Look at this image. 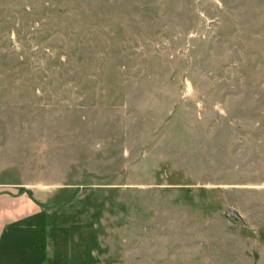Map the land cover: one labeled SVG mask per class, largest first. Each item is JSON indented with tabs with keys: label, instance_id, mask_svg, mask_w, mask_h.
Masks as SVG:
<instances>
[{
	"label": "rangeland",
	"instance_id": "obj_1",
	"mask_svg": "<svg viewBox=\"0 0 264 264\" xmlns=\"http://www.w3.org/2000/svg\"><path fill=\"white\" fill-rule=\"evenodd\" d=\"M0 264H264V0H0Z\"/></svg>",
	"mask_w": 264,
	"mask_h": 264
}]
</instances>
